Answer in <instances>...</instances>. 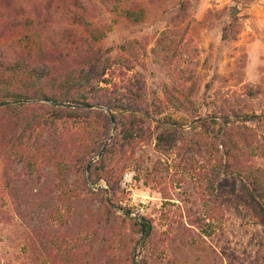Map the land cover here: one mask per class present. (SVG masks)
I'll use <instances>...</instances> for the list:
<instances>
[{
	"label": "rangeland",
	"instance_id": "obj_1",
	"mask_svg": "<svg viewBox=\"0 0 264 264\" xmlns=\"http://www.w3.org/2000/svg\"><path fill=\"white\" fill-rule=\"evenodd\" d=\"M7 1L21 17L30 2L47 0ZM78 1L69 9L74 19L68 0H50L59 4L50 26L107 48L115 58L107 78L141 80L143 107L178 122L183 140L154 149L153 121L145 120L134 155L154 168L152 179L124 170L118 206L105 205L104 190H89L106 188L102 180L75 171L60 180L41 157L29 175L17 160L4 173L0 157V264H264V218L240 178L222 177L212 143L198 152L184 145L215 135L222 114L264 113V0ZM203 117L208 129L197 121ZM244 123L251 143L241 163L264 184V115ZM129 217L143 218L149 231L141 235ZM182 226L190 242L168 241L164 232Z\"/></svg>",
	"mask_w": 264,
	"mask_h": 264
},
{
	"label": "trees",
	"instance_id": "obj_2",
	"mask_svg": "<svg viewBox=\"0 0 264 264\" xmlns=\"http://www.w3.org/2000/svg\"><path fill=\"white\" fill-rule=\"evenodd\" d=\"M49 1L30 2L27 14L17 17L16 6L0 0V157L4 173L17 160L22 161L29 175L34 162L41 157L58 179L75 171L84 180L87 160L99 151L109 134L111 117L114 132L101 155L89 164L87 177L91 183L100 180L105 183L106 206L111 203L118 206L116 188L124 170L129 169L131 178L143 183L152 179L154 168L140 153L134 155L136 145L145 137L144 130H148L145 120L153 121V148L159 151L179 147L176 141L183 140L184 129L171 118L152 117L143 107L141 80L134 83L129 78L120 81L107 78L115 59L107 48L90 44L87 37L68 27L52 28V12L59 4L51 6ZM77 6L78 0H68L65 5L74 19H77L75 12L69 9ZM230 14H235V6H231ZM220 36L226 37L225 26ZM99 105H104L107 111L98 108ZM232 115H221L215 135L202 140L190 138L184 145L198 152L200 147L212 143L219 151L222 177L235 174L240 178L249 204L263 219V181L254 169L242 166L240 157L242 146L251 143L249 126L244 122L258 120L264 113ZM197 121L208 129L204 117ZM67 144L74 150L70 158L63 153ZM129 220L141 235L149 231L143 218L137 221L129 217ZM188 228L182 226L164 234L168 241L187 244Z\"/></svg>",
	"mask_w": 264,
	"mask_h": 264
},
{
	"label": "water",
	"instance_id": "obj_3",
	"mask_svg": "<svg viewBox=\"0 0 264 264\" xmlns=\"http://www.w3.org/2000/svg\"><path fill=\"white\" fill-rule=\"evenodd\" d=\"M98 108H100V109H104L105 111H107V108H106L104 105H99ZM110 122H111V124H112V127H111V129H110L109 134L106 136L105 140L102 142V145H101L99 151H98L96 154H94L93 156H91V157L87 160V163H86L85 168H84V172H85L86 177H87V170H88V166H89V164H90L93 160L97 159V158L101 155L104 146L106 145V143H107L108 140L111 138V136H112V134H113V132H114L113 120H112L111 117H110ZM104 193H105V195H107V189H106V188H104ZM111 205L114 206V203H111Z\"/></svg>",
	"mask_w": 264,
	"mask_h": 264
}]
</instances>
